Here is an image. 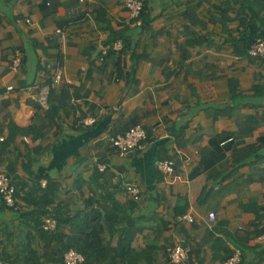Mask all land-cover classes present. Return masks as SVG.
I'll use <instances>...</instances> for the list:
<instances>
[{
	"label": "crops",
	"instance_id": "obj_1",
	"mask_svg": "<svg viewBox=\"0 0 264 264\" xmlns=\"http://www.w3.org/2000/svg\"><path fill=\"white\" fill-rule=\"evenodd\" d=\"M144 3L133 19L124 0H0V170H10L22 197L36 175L43 187L52 183L56 204L70 216L106 196L103 190L112 193L138 229L137 264H170L177 243L189 250L186 264H223L237 248L235 264H264V58L246 52L248 38L264 34V0ZM119 34L131 35L141 55L136 82L128 79L131 51L98 57ZM17 50L23 62L15 70ZM57 67L63 80L54 84ZM51 86L61 106L52 118ZM39 116L34 132L19 131ZM88 117L92 125L82 123ZM134 121L146 128V144L120 155L109 138ZM166 159L175 163L173 174L157 168ZM128 183L140 187L141 199L129 196ZM109 199L92 205L101 252L123 238L104 213ZM186 214L194 220L182 219ZM20 226L0 197V240L9 254L26 239L34 247L16 251L30 254L27 264H57L50 252L60 242Z\"/></svg>",
	"mask_w": 264,
	"mask_h": 264
},
{
	"label": "trees",
	"instance_id": "obj_2",
	"mask_svg": "<svg viewBox=\"0 0 264 264\" xmlns=\"http://www.w3.org/2000/svg\"><path fill=\"white\" fill-rule=\"evenodd\" d=\"M142 1L144 3V0ZM144 7H145V3L138 17H134L135 19L141 18V15L144 11ZM98 19L104 20L105 18L98 17ZM261 36H264V34H262ZM116 38L122 39L121 40L122 47L120 49H115L114 47L116 41L118 42ZM256 38H248L246 42V52L248 54H249V48L251 47L252 43L256 40ZM134 45L135 43L131 35L126 37L123 34H119V35L112 37L107 42V44L103 47L102 52H100L98 57L101 61H103V60H106V58L109 57L114 52L120 51L121 54H124L127 50L131 51V57H130L131 65H130V70L128 71V79L129 81L136 82V70L140 62L141 55L134 52V48H133ZM104 50L106 51L104 52ZM56 96L57 95L54 91V88L53 86H51L50 92H49V98H48V104H49L48 114L50 118H52L55 114L59 113L60 108H61V106L58 105V99H56ZM41 119L42 118L39 116L32 127H30L28 130L20 129L19 131L21 133L34 132L37 128V124L41 122ZM137 123H140V122H137V121L132 122L124 131H122V133H125ZM118 133L111 134V136H114ZM26 168L29 170V173L33 175V173L30 172V168L28 166H26ZM1 170H7V169H1ZM7 171L11 176L12 182L16 186L15 194L19 200L17 202L16 207L14 208L9 207V208H11L13 211L18 212V217L21 221V226H20L21 229L28 230L30 231L29 233L34 231L35 233L38 234L37 236L38 238H42L43 241H46V242H51L53 240L60 242L59 244L61 247L56 250H51L50 252L51 255L55 257L56 259L55 262L57 264H64L63 254L69 248H75L81 251L85 255V261L82 264H93L94 260L96 259L101 260V258H105V259L107 258L109 263L117 264L119 257H120L119 261H121L123 264L139 263L138 260L141 258L140 256H142V254H139V252L134 251L132 249L133 239L135 235L137 234L138 229L131 228L132 219L130 217L132 216L121 215V213L119 212L118 205H117L118 202L113 198L112 193H110L106 189L103 190L104 192H108L106 196L101 195V194H99L98 196H94L92 199L87 200L86 202L87 209L79 211L76 214L70 216L69 214L65 213L63 204H58V203L56 204L55 196L52 194V188H53L52 183L47 182L46 186L43 187L40 182L41 177H39V175H36L34 176L35 180H34L33 185L30 186V192H27L26 197L25 196L22 197L20 195L22 190L19 189L18 184L16 183V180L14 179L12 174L9 172L10 170H7ZM37 191L38 193L42 192L43 195L39 197L36 194ZM34 192H35V197H33ZM21 199H25L29 203L34 202L33 208L22 210L21 206H19ZM101 199L103 200L109 199L112 201V206L104 207L105 209L104 213L106 215L107 221L110 222L116 228L117 231L123 232V235H122L123 238H119V243L117 247L107 248L105 246L104 251H108V252H101L103 249V244L100 239L102 227L97 225V221L92 219V215L94 214L99 215V212H98L99 210L98 209L96 210V208H93L92 205L94 204V201L98 202ZM3 204L6 207H8L4 203V201H3ZM54 204L60 210L56 211V208L51 209L50 206L53 207ZM49 215H53L57 219V229L55 231H48L43 228L44 218ZM124 221L128 223V226L125 228L119 229L118 224ZM65 238L66 240L64 241ZM62 240L64 241V243L62 242ZM18 246L19 245H17V247ZM24 247H34V246H33L32 241H27L25 239L21 241V245L18 248H24ZM16 249H15V255H10L6 245H2L1 240H0V258L1 259L9 261L11 264H15V261L17 260L16 257H21L20 263L27 264L25 260L31 258L30 254L27 252L22 254L16 251ZM168 260H169V263L172 264L170 262L169 255H168Z\"/></svg>",
	"mask_w": 264,
	"mask_h": 264
},
{
	"label": "built area",
	"instance_id": "obj_3",
	"mask_svg": "<svg viewBox=\"0 0 264 264\" xmlns=\"http://www.w3.org/2000/svg\"><path fill=\"white\" fill-rule=\"evenodd\" d=\"M84 2L85 0H80ZM126 7L129 10V14L132 18L138 17L141 10L143 9L144 3L142 0H124ZM29 21V19H28ZM61 33L62 40L64 39V31L58 30ZM115 49H120L122 47L121 42H116L114 45ZM106 50H104L105 52ZM249 54L252 56L262 57L264 58V36L257 37L256 40L252 43L249 48ZM23 62L22 52L17 50L16 53L12 57V69H18ZM63 80V71L60 67H57V72L53 78V83H57ZM44 101L47 100V95L42 97ZM94 117L84 118L82 123L85 125H92L95 122ZM148 134L146 128L142 123H137L133 127H131L125 133H118L109 138L112 146L116 149V151L120 155H127L134 153L138 150L144 148L146 144ZM1 140L4 137H0ZM175 163L171 159L161 160L157 164V168L159 171L165 174H173L175 172ZM106 165H99L100 170H104ZM15 184L12 182L11 176L7 170L0 171V197L4 201V203L8 207H16L17 202L19 201L16 197ZM126 192L133 200L141 199V189L138 185L134 183H128L126 185ZM211 219H214L215 214H209ZM187 221H193L194 218L190 214H186L181 217ZM43 228L48 231H55L57 229V219L53 215L46 216L43 221ZM170 262L172 264H186L189 261V250L184 247L182 244H175L173 247L169 249L168 252ZM242 250L237 248L234 254L223 264H235L241 259ZM85 261V255L75 249L69 248L63 254V262L64 264H82ZM0 264H11L9 261L0 258Z\"/></svg>",
	"mask_w": 264,
	"mask_h": 264
}]
</instances>
